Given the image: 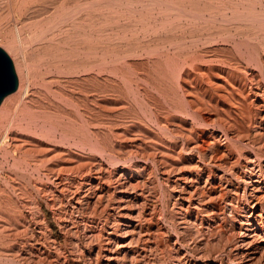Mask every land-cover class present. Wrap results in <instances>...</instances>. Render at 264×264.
I'll return each mask as SVG.
<instances>
[{"label": "bare ground", "instance_id": "1", "mask_svg": "<svg viewBox=\"0 0 264 264\" xmlns=\"http://www.w3.org/2000/svg\"><path fill=\"white\" fill-rule=\"evenodd\" d=\"M2 1L21 16L0 41L19 81L0 105V264H39L68 233L87 264H139L163 235L154 191L181 246L209 201L206 230L224 228L226 199L221 240L264 264V0ZM5 186L32 199L10 211Z\"/></svg>", "mask_w": 264, "mask_h": 264}, {"label": "rangeland", "instance_id": "2", "mask_svg": "<svg viewBox=\"0 0 264 264\" xmlns=\"http://www.w3.org/2000/svg\"><path fill=\"white\" fill-rule=\"evenodd\" d=\"M2 2L3 1L0 0V5L2 4ZM7 15H8L7 13H0V41L2 44L5 43V39H7V38L8 39H16V32H15V28H14L15 19L17 16L20 17L21 13L15 12L14 10H12V12L8 16ZM3 25L6 26L5 29L7 28V26L11 29L7 28V31L5 32V30H3ZM27 31L28 30L26 29L25 32L28 34ZM250 34H252V33H250ZM249 68L254 69L253 66H249ZM234 69H235L236 73H238L240 76L244 75L245 71L243 69H241V68H234ZM259 79H260L261 85L264 87L263 79L261 77ZM236 88H238V86H236ZM246 97L247 98L250 97V91L249 90H247ZM228 105L235 112H238V110L242 109V106L239 103H236L235 101H231L230 103H228ZM113 107L114 106H109L108 108L111 110ZM144 126L150 127L149 125H144ZM158 192L159 191L152 192V194H151L152 198H150L151 204H154L153 206L156 207V211H155V217L156 218L153 221L154 225H153L152 231L156 230L155 229L156 223H159L160 229H161L163 235L160 237H155V236L153 237V240L158 243L157 246L154 247V249L151 252L146 251L148 253H146V254L143 253L140 256V258L138 259L139 264H182L179 261H183V258L174 256L173 252H172L173 249L176 250L179 248H181L183 250V252H186L185 253L186 256L195 258L197 260L200 259L202 262L206 261L208 263L211 262L213 264L214 263H217V264H240L238 259L231 257L230 253L232 251V248H230V246L227 244L226 241L221 240L222 239L221 237L223 234L227 233V236H232L233 235V228L236 227V225H235L236 223L234 222L235 220H232V216L230 215L231 213H229V209L227 207L228 202L226 199L223 200L222 204L226 207L227 212H226L225 216L221 217L222 221L224 222L223 223L224 228L222 230H218V231H212V230L207 231L206 230L209 226L208 224H211V228H212V216H213V214L211 211L212 207H210V204H209L210 201H209V202H207L208 203L207 205H209L208 206L209 211L204 212V213L201 212L198 214V221L195 222V232H190V231H188L187 233L185 232L186 233L185 234L186 243L183 244L184 246L183 245L181 246V244L179 242V238L182 237L183 235L182 234L177 235V233H175L173 231L171 221L164 220L162 217L160 218V216H162L164 214L163 210H165V209L163 208V200L161 197H159ZM17 194L18 193L7 192L6 186H5V204H6V207L8 208V210H10V211H12L15 208V200H17L18 202H21V201H29L32 199V195L29 194L28 192H24V194H18L20 196H18ZM170 208H171L170 211L176 212V208H175V205L173 202H172V205L170 206ZM25 210H27V208H25ZM19 212H16L15 215L19 216ZM165 212L168 213L169 210H166ZM91 216L95 220L100 219V213L99 212L97 214H92ZM201 222H203V224L205 226H203L201 224ZM74 239H77V237L75 236L74 233H68L67 235L65 234V237H59L57 245L51 246L50 248H48L50 255H51L49 257V259L45 260V258L43 257V258H41L39 264H49V263L50 264H66L68 262L72 263V264H78V263L79 264H87V262H84V260L82 259L84 252L82 251V248L80 247V243L78 245V243H76ZM188 239H191V240H188ZM194 244L198 245V249L201 248L199 252H201V251L204 252L203 254L199 255L198 257H195V255H193V252L191 251ZM7 247H9V245H7ZM92 247H94V249H96L98 247V244L94 241L92 243ZM225 249H227V251H225ZM77 254H78V257H77ZM94 257H95V254H94ZM67 259H68V261H67ZM161 259H162V262H160ZM75 261H77V262H75Z\"/></svg>", "mask_w": 264, "mask_h": 264}, {"label": "water", "instance_id": "3", "mask_svg": "<svg viewBox=\"0 0 264 264\" xmlns=\"http://www.w3.org/2000/svg\"><path fill=\"white\" fill-rule=\"evenodd\" d=\"M18 77L12 59L0 48V105L4 98L17 91Z\"/></svg>", "mask_w": 264, "mask_h": 264}]
</instances>
